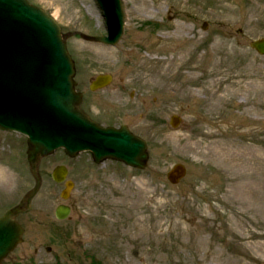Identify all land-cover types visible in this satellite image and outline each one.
<instances>
[{
  "label": "rangeland",
  "instance_id": "rangeland-1",
  "mask_svg": "<svg viewBox=\"0 0 264 264\" xmlns=\"http://www.w3.org/2000/svg\"><path fill=\"white\" fill-rule=\"evenodd\" d=\"M29 1L64 32L106 34L96 0ZM123 9L116 46L78 36L67 45L81 86L104 72L128 81L126 91L112 87L118 100L103 113L148 141L149 167L95 164L87 152L47 158L27 216L56 221L64 201L48 167L67 165L75 210L61 227L76 231L79 251L67 240L48 253V234L29 228L4 264H85V247L102 264H264V57L249 47L264 37V0H123ZM174 114L184 120L178 130ZM3 139L0 131V215L34 185L24 154ZM175 163L187 168L177 186L166 177Z\"/></svg>",
  "mask_w": 264,
  "mask_h": 264
},
{
  "label": "water",
  "instance_id": "water-1",
  "mask_svg": "<svg viewBox=\"0 0 264 264\" xmlns=\"http://www.w3.org/2000/svg\"><path fill=\"white\" fill-rule=\"evenodd\" d=\"M107 21L108 36L79 35L85 40L116 44L123 34L124 16L120 0H98ZM44 10L27 0H0V128L19 130L28 135V161L36 186L22 205L0 218V263L21 241L23 230L15 217L30 210L33 197L40 186L38 166L41 157L64 147L71 157L82 150H90L96 162L113 158L129 166L144 168L148 160L146 143L125 127L102 129L79 109L81 95L76 93L73 80L74 62L66 47L68 37ZM251 47L264 55V39ZM110 75L98 76L92 88L108 85ZM180 120L174 116L171 124ZM67 174L58 167L53 173L57 181ZM186 168L176 164L167 173L171 183L177 184L185 176ZM69 183L62 197L68 198ZM69 208L56 210L59 218H66Z\"/></svg>",
  "mask_w": 264,
  "mask_h": 264
},
{
  "label": "flooded vegetation",
  "instance_id": "flooded-vegetation-1",
  "mask_svg": "<svg viewBox=\"0 0 264 264\" xmlns=\"http://www.w3.org/2000/svg\"><path fill=\"white\" fill-rule=\"evenodd\" d=\"M242 32V30H240ZM113 83L110 87L104 89V90H99V91H91L89 88L90 85V80L88 81L87 84H85L82 87V93H83V99H82V103H81V109L84 113H86L91 119L95 120L97 123H99L100 125L103 126H117V123L111 122V120H108L106 118V115L103 113L104 110L107 111V113L112 112L111 111V107L114 105L115 106V100L117 101L118 99H115L114 97H112L109 92L112 91V87L115 89V91L117 92H121V91H126L128 89V81L125 79L124 76L119 75V79L116 76V73H113ZM134 93V92H133ZM133 93H129V96H133ZM106 108L103 110V108ZM5 134V139H3L4 144L6 146H8V148L10 149V151H16L19 154L15 153V155H20L23 152V147L25 146L26 143V138L24 136H17L15 133L13 132H3ZM17 140L20 141V144H17ZM45 160H47V158L42 160L41 166L43 167ZM41 168L42 174L43 176L45 175L44 170ZM44 168V167H43ZM48 169H50L48 167ZM60 187L64 188V184H60ZM67 205L71 208V214L74 213L75 210V203L72 202H68ZM28 214L25 215H20L17 220L19 221V223L21 224V226L25 229V233H24V242L22 244L25 243L26 241V236L29 232V228H41L43 233H47L48 234V239H49V243L45 246L46 248V252L50 253L53 249L52 245H59V244H64L67 240L71 241V243H69V246H74L76 249V251H79V247H78V242L77 239L74 240V237L71 238V233H74L76 235V231H71V229H65L62 228L61 226L64 224V221H69L73 215H71L68 219L66 220H59L56 218V221H52L50 219L47 220H40L39 217H31V216H27ZM23 217L26 218V220H23ZM34 219H39L37 221H34ZM41 222H46V226L43 227H47V229H43L39 223ZM60 224V225H59ZM97 223L94 222V220L92 222H90L87 227L89 228H95V225ZM59 225V227H58ZM33 226V227H32ZM80 226V225H79ZM79 229V227H78ZM91 237L92 235L89 233V231L87 232ZM71 238V239H70ZM59 240V241H58ZM67 241V242H69ZM21 244V245H22ZM51 245V246H50ZM38 252V250H37ZM36 252V253H37ZM80 254V253H79ZM82 255V259L84 260L85 264H102L101 261V253L99 250H97V248L95 247V249L92 250H88L86 247L84 250H82L81 252ZM19 264V263H16Z\"/></svg>",
  "mask_w": 264,
  "mask_h": 264
}]
</instances>
